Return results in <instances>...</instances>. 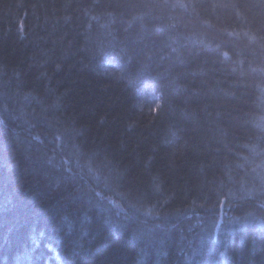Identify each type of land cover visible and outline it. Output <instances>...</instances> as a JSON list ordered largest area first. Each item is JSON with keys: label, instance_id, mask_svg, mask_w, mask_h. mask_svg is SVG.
Masks as SVG:
<instances>
[{"label": "trees", "instance_id": "obj_1", "mask_svg": "<svg viewBox=\"0 0 264 264\" xmlns=\"http://www.w3.org/2000/svg\"><path fill=\"white\" fill-rule=\"evenodd\" d=\"M0 264H264V0H0Z\"/></svg>", "mask_w": 264, "mask_h": 264}]
</instances>
